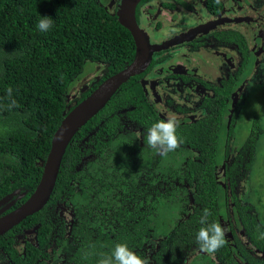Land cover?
<instances>
[{
	"label": "trees",
	"instance_id": "1",
	"mask_svg": "<svg viewBox=\"0 0 264 264\" xmlns=\"http://www.w3.org/2000/svg\"><path fill=\"white\" fill-rule=\"evenodd\" d=\"M104 4V0H0V196L19 186L25 191L22 201L33 190L41 172L37 161L43 159L48 151L51 134L65 109V95L70 85L88 74L91 67L94 69V64L106 68L107 76L131 60L133 43L130 34L118 23L113 9L104 8ZM43 16H50L53 21L46 32L37 28ZM88 62L91 64H86ZM139 92L138 85L132 81V76L129 77L104 106L78 128L62 154L49 201L40 211L19 222L28 223L43 212L44 216L39 220L45 223V219L51 216L47 205L53 204L57 194L72 192L73 183L69 184V179L76 177L80 183L85 180L83 163L78 171L73 169L79 158L90 151L93 160L87 164L92 167L88 174L102 181L103 197L96 201L98 204L90 200L82 207L79 196L71 199L77 202L74 205L75 222L69 231L71 242L66 243V237L55 238L60 247L58 250L65 253L64 264H97L102 256L111 255L117 243H126L137 254L147 257L150 264H180L186 254L190 255L186 264H193L197 257L200 260L198 264H206L202 261L204 256L196 240L202 227L200 219L204 209H208L211 215L207 222L219 223L218 214L228 196L223 187L214 180L207 181V177L203 179V176L214 175V164L223 158L220 156L222 152L234 154L235 149L241 148L236 159L224 171L225 175L232 178L237 174L235 165L244 163L238 184L253 183L250 159L255 161L264 153L260 138L263 136L262 125L255 120L248 127L244 122L238 128L230 126L227 133L232 137H223L225 146L214 144L212 150L204 147L200 156L188 158L186 169L189 172L184 175L189 181L185 189L178 188V179L176 181L173 175L165 180L160 174L157 178L167 182L164 185L160 183L156 179L159 173L156 169L153 170L156 176L151 172L149 179L140 178L139 169L145 164L143 156L132 157V193L125 188V182L130 184L129 180H125L123 186L118 183L124 171L120 167L121 178L118 177L113 157L124 155L125 150L105 152L103 145L112 142L110 136L113 133L117 135L120 124L116 123L110 131L103 125L98 129L94 127L102 112L124 107L130 100L125 97ZM259 116L252 112V118ZM89 130H94V134L87 138ZM85 136L86 139L82 140ZM147 153L142 152L145 156ZM197 159L209 162L202 165L196 162ZM169 168L170 174L179 172L176 166ZM113 183L122 195L119 200L114 196L117 189L112 187ZM217 185L223 193L219 192ZM9 234L0 235V247L19 260L11 248ZM159 236L163 238L159 239ZM225 241L212 253L219 264H264V257L257 259L250 255L242 259V245L237 243L233 246L226 237ZM232 241L237 242V238ZM258 247L264 248V240ZM31 251L36 253L22 257V263L30 264L34 257H45L47 253L46 248L41 247ZM248 254L246 252L244 256Z\"/></svg>",
	"mask_w": 264,
	"mask_h": 264
},
{
	"label": "flooded vegetation",
	"instance_id": "2",
	"mask_svg": "<svg viewBox=\"0 0 264 264\" xmlns=\"http://www.w3.org/2000/svg\"><path fill=\"white\" fill-rule=\"evenodd\" d=\"M118 2L119 0H107L104 6L114 12ZM134 15L137 25L146 32L150 45H157L170 38H174V43L152 52L144 71L132 76V81L138 85L140 92L125 97L130 100L126 99L129 101L124 107L102 112L94 129L103 125L104 129L110 131L115 128L116 123L120 124L116 130L117 135L113 133L110 136L112 142H105L103 149L110 153L112 149L125 150L124 155L115 156L113 160L118 177L121 178L120 167L124 171L118 183L123 186V182L129 180L130 184L125 182V188L131 193L132 157L140 156L145 158L146 167L139 169L140 178L149 179L151 172L156 176L153 173L156 169L159 172L156 179L160 183L166 184L161 179L169 180V176L173 175L176 181L178 179V188L182 190L185 188L186 160L195 155L200 156L204 147L212 150L214 144L222 143L225 146L223 137H232L227 133L230 126L240 127L245 120V112L251 115L261 102L259 97L264 91V0H219V3L217 0H139ZM106 72L103 67L97 74L82 80L86 76L84 74L71 84L65 95L66 111L86 97L106 76ZM126 90L127 88L124 91ZM258 92L259 95L254 97ZM168 115L177 118L176 134L182 143L176 150L161 155L147 146L145 138L147 129ZM258 118L262 117L253 119L257 121ZM93 134L94 130H89L87 138ZM84 139L86 136L82 140ZM240 149H235L234 154L225 155L222 152L220 156L223 158L214 164L215 181L222 183L228 196L218 214L219 224L230 244L242 245V259L250 255L259 259L260 256L255 251L260 249L264 252V248H257L264 240L260 238L264 234V221L258 218L256 205L263 201L260 195L263 188L253 183L238 184L241 171H244V163L235 165L237 174H233L232 178L224 172L236 159ZM143 151H148L146 156L142 154ZM89 152L79 158L73 169L78 171L83 163V170L86 172L83 177L86 181L80 183L76 177L69 179L68 183H73L72 192L57 194L53 204L47 205V210L52 214L45 219V223L39 220L44 216L42 212V215H36L28 223H18L19 225L6 231L10 232L7 237L12 239L11 248L19 256V260L0 247V264H18L22 257L27 258L26 255L34 252L32 249L40 247L46 248L45 259L51 261V264H64L65 253L58 250L60 247L55 243V238L66 237L65 242H71L69 231L75 222L74 205L77 204L71 199L79 196L82 207L90 200L96 202L103 197L102 181L99 177L88 174L89 170L86 169L90 167L87 165L90 160H93ZM125 155L128 156L127 159ZM179 160V172L170 174L169 166L177 167ZM196 162L203 165L209 161L197 159ZM160 174L162 178H157ZM109 175L110 173L107 176ZM112 187L117 189L114 196L119 200L122 195L117 185L113 183ZM20 189L19 186L10 189L0 198L14 192L16 195L20 194ZM16 195L4 201L0 208ZM22 197L15 199L0 215L20 204ZM227 217L229 220H225ZM236 221L239 222L238 228L234 227ZM234 238H237V242L232 241ZM245 251L249 252L246 256ZM201 255L213 254L201 252ZM212 259L213 264H219L217 258Z\"/></svg>",
	"mask_w": 264,
	"mask_h": 264
},
{
	"label": "water",
	"instance_id": "3",
	"mask_svg": "<svg viewBox=\"0 0 264 264\" xmlns=\"http://www.w3.org/2000/svg\"><path fill=\"white\" fill-rule=\"evenodd\" d=\"M138 1L119 0L114 12L116 20L129 32L132 39L133 56L131 60L116 72L104 77L86 97L77 102L73 107L67 111L65 107L62 111V117L51 134L48 151L43 159L38 160L41 172L37 183L20 204L0 215V235L28 215L38 211L45 204L53 189L64 149L76 130L104 106L120 84L145 69L154 50H160L174 43V38H170L162 40L157 45L149 44L146 32L135 21L134 11ZM15 193L1 197L0 205ZM24 193L21 192L12 198L5 206L0 208V213L13 204L15 199L22 197Z\"/></svg>",
	"mask_w": 264,
	"mask_h": 264
},
{
	"label": "clouds",
	"instance_id": "4",
	"mask_svg": "<svg viewBox=\"0 0 264 264\" xmlns=\"http://www.w3.org/2000/svg\"><path fill=\"white\" fill-rule=\"evenodd\" d=\"M217 3H219V0H217ZM52 24H53V21L50 18V16H43V18H41L38 21L37 28L41 32H46L52 27ZM94 65L96 67L97 64H94ZM143 71H141L140 73L136 75H140ZM90 72H87V73H90ZM8 93L9 95H11V88L8 89ZM177 127H178V122H177V118L174 115H168L166 118L154 122L151 125V127L147 129V133H146L147 146L149 148L155 149L157 153L161 155H167V153L176 150L177 148L180 147V144L182 143V141L176 134ZM180 164L181 163L177 165L178 170H179ZM185 172H189L188 169H186V165L184 167V174ZM206 177H207V181L214 180L215 183L219 184L222 187L221 182L215 181L214 175L213 176L205 175L203 176V179ZM184 180H185V184L186 182L189 181V179L185 177V175H184ZM190 181H193V179H190ZM185 184H184V187H185ZM19 192H23V191L19 190ZM188 195L190 196V193ZM49 199H50V196L45 202V204L49 201ZM210 215H211L210 211L208 209H204L203 215L201 216V219H200V224L202 225V227H200L197 232L196 240L199 245L200 252H206V253L212 254L215 251H217L220 247H222L226 241H225V231L222 228V226L218 222H212V223L207 222V218ZM161 238L163 237H160L159 239ZM260 238L264 239V234H261ZM255 253L259 254L260 257H264V252L261 251L260 249L256 250ZM189 259L190 257L187 260H184V259L182 260L183 262H186V261H189ZM195 262L196 261H194L193 263ZM18 264H24V263L19 262ZM30 264H51V261H47L45 257L36 256L32 259V262ZM97 264H150V261L147 257H142L141 255L137 254L135 251L130 249L126 243H117L115 247L113 248L111 255L102 256V258L98 260Z\"/></svg>",
	"mask_w": 264,
	"mask_h": 264
},
{
	"label": "rangeland",
	"instance_id": "5",
	"mask_svg": "<svg viewBox=\"0 0 264 264\" xmlns=\"http://www.w3.org/2000/svg\"><path fill=\"white\" fill-rule=\"evenodd\" d=\"M105 2L107 0H104ZM86 64H91V62H88ZM102 65L101 64H97L96 67L94 65V70L93 68L91 67L90 70L91 72L88 73V74H85L86 76L82 79L84 80L86 77H91L92 75L94 74H97V72L102 69ZM86 70V65L84 67V71ZM89 70V71H90ZM88 71V72H89ZM264 84V82H263ZM261 90V89H260ZM260 92V91H259ZM259 92L258 93H255L254 94V97H257L259 95ZM260 104L256 107L255 109V112L260 115L262 118H264V91L260 94ZM262 118H258L257 119V123L258 124H261V128L263 129V131L261 132L263 136H261L260 138L262 139V143L264 144V120ZM255 119L252 118V113L251 115H248L247 112H245V120H244V123H245V126L248 127L251 123V121H253ZM256 121V120H255ZM264 153L261 157H258L256 158V160L254 161V159H250V163H252V173H251V176H250V179L253 181V184L255 186H258L260 185L261 188H263L260 192V195L262 197V203H260L259 205H256V212L258 214V218L261 220V221H264ZM254 161V162H253ZM89 170V172L92 170V167H88L86 168ZM77 171V170H76ZM217 184V183H216ZM217 188L219 190V192H222L221 188L217 185ZM223 193V192H222ZM218 213V212H217ZM225 220H229V217L225 218ZM239 226V222H235L234 223V227H237L238 228ZM11 253H13V250L11 249L10 250ZM183 253H184V250H183ZM206 254H209V253H206ZM33 255V254H32ZM59 255V253H58ZM34 256V255H33ZM190 257L189 254H186L185 257H183L184 260H187L188 258ZM214 256H204V258L202 259L203 262H206V264H213L212 262V258ZM195 261L196 263L195 264H198L199 263V258H195ZM188 261L186 262H183V260H181L180 264H186ZM194 264V263H193Z\"/></svg>",
	"mask_w": 264,
	"mask_h": 264
}]
</instances>
